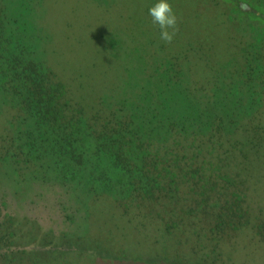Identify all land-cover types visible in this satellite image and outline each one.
Here are the masks:
<instances>
[{
    "label": "trees",
    "instance_id": "16d2710c",
    "mask_svg": "<svg viewBox=\"0 0 264 264\" xmlns=\"http://www.w3.org/2000/svg\"><path fill=\"white\" fill-rule=\"evenodd\" d=\"M58 1L0 0V165L56 167L63 187L90 178L119 186L128 209L153 217L154 204L161 221H182L183 210L199 221H264L250 210L264 204V0H249L256 14L245 0H227L242 4L227 15L222 2L213 18L204 16L211 0H169L171 42L149 15L156 0H113L106 9L104 0H78L91 4L104 48L74 65L41 18ZM208 241L204 264L219 256ZM185 244L193 241L176 256Z\"/></svg>",
    "mask_w": 264,
    "mask_h": 264
},
{
    "label": "rangeland",
    "instance_id": "374dc122",
    "mask_svg": "<svg viewBox=\"0 0 264 264\" xmlns=\"http://www.w3.org/2000/svg\"><path fill=\"white\" fill-rule=\"evenodd\" d=\"M77 1L59 0L52 10L50 8L49 14L44 15V11L41 18L42 20L45 18L44 26L57 38L61 55L72 54L70 55L72 61L78 57L85 64L90 58V51L97 49L96 44L102 49L104 45L99 37L101 30H97L95 34L91 23V4L89 3L85 10L84 4L78 1L79 4ZM112 2L113 0H104V9ZM193 2L183 1L186 6ZM222 2L228 4L227 10H224L228 15L235 7L234 4L227 0H217L216 5V2L211 0V4H215L212 6L210 4L211 11L207 10L208 13L204 16L221 17L222 10L218 5H223ZM245 3L249 6V0H245ZM252 9L261 12L257 7L252 6ZM125 12L126 18L128 15ZM197 12L195 15L201 14ZM189 13L191 11H182L185 15ZM133 19L134 17L129 15L127 20ZM94 23L98 28L97 22ZM30 35L31 33L29 37ZM122 44H124L123 40L118 41L117 46ZM95 55L91 54L92 57ZM74 63L75 61L72 64ZM64 73L66 77L63 78L70 77V71ZM4 116L9 118L7 114ZM10 144L11 142H8L7 147ZM58 171L60 172L54 167L46 173L38 165H33L31 168L24 166L18 168L12 164L0 165V203H4L3 201L8 203V216L12 210V216L16 221H10L11 223L28 226V234H30L28 240H30L27 248L33 251L39 249L50 251L48 257H44L42 264H104L106 262L109 264H193V262L204 264L197 260L209 255V250L206 249L209 247L208 240L211 235H208V231H204V237L198 235V231L202 228L198 223L199 219L188 216L186 210L182 212V221H161L153 218L154 204L149 206L153 217L151 215L149 217L143 210L135 207L128 209L132 202L129 201L130 199H123L119 186L108 190L107 184L94 185L90 178L85 184L86 189L82 188L83 186L75 188L73 185L63 187L59 182L61 174ZM63 175L66 178L71 177L67 172H63ZM105 175L109 178L112 176L107 170L99 172L100 177ZM94 176H97V172ZM111 190H114L115 201L109 199L108 192L104 193ZM258 194L264 197V191L260 190ZM258 194L254 197L251 193L250 196L258 199ZM250 210L257 217L263 216L264 204L250 207ZM203 213L199 211L200 217ZM254 222L256 224V221ZM230 223L234 221H228V226ZM166 224L169 228L168 233ZM247 232L249 231H240L225 238L221 243L223 248L218 259L207 260L209 261L207 264H264V242L257 236L252 237L251 235H255L253 232ZM191 240L193 241L191 247L196 248L190 247L189 250L185 244L187 247L183 249L185 252H179L180 256H176V250H182L184 241ZM0 264L19 263L1 261Z\"/></svg>",
    "mask_w": 264,
    "mask_h": 264
},
{
    "label": "flooded vegetation",
    "instance_id": "af4514ba",
    "mask_svg": "<svg viewBox=\"0 0 264 264\" xmlns=\"http://www.w3.org/2000/svg\"><path fill=\"white\" fill-rule=\"evenodd\" d=\"M241 4H242L241 2H236L235 7L239 8ZM249 7L251 10V13L256 14V12L252 10L250 5ZM248 13L249 11H246L245 14H240V16L242 15L248 18L251 15L250 13L249 14ZM260 16H261V19L264 18V10ZM3 202L4 203H0V257L2 256V253L3 255L6 253L7 257H5L4 255L5 258L0 259V263L1 261H10V262L15 261L16 263H19V264L20 263L21 264H42L44 263L42 261L45 260L44 257L45 258L48 257V254L50 253V251H48V249L46 250L39 249L37 251H33V249L27 248L28 242L30 240V239L28 240V238L30 237V234H28L29 232L28 226L27 225L18 226L16 223H11L10 221H16L14 219V216H12L13 212L11 210L10 212L11 214L10 216H8L9 214L8 213V209H9L8 203H6L5 201ZM35 220L36 219H33V221ZM67 221H70V220H67ZM198 223L202 227L200 231H198V235H203L204 237V231H208V235L213 234V238L215 242L214 246H216V248L213 249L212 251L215 252V255L216 254L219 255V253H221V250L223 248V244L221 243L225 241L224 240L225 238L233 236L239 233L240 231L253 232L255 235H251V236L252 237L257 236L263 242L264 228H260V227L264 226V221H256V224L254 221H234V223H230L229 226H228V221H199ZM167 226L168 225L166 224L165 227ZM229 233L230 235H228ZM31 237H33V235H31ZM2 239H5V240L3 241ZM31 240L33 239L31 238ZM209 252H211V250H209Z\"/></svg>",
    "mask_w": 264,
    "mask_h": 264
},
{
    "label": "clouds",
    "instance_id": "9594fccd",
    "mask_svg": "<svg viewBox=\"0 0 264 264\" xmlns=\"http://www.w3.org/2000/svg\"><path fill=\"white\" fill-rule=\"evenodd\" d=\"M149 15L154 24L160 28V37L166 42H171L175 35L177 17L169 3V0H156L149 8ZM169 29H172L170 32Z\"/></svg>",
    "mask_w": 264,
    "mask_h": 264
}]
</instances>
